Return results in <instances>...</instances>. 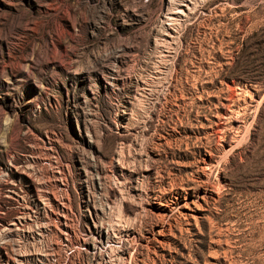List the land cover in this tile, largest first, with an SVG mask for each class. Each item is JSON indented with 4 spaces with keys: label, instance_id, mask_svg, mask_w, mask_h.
<instances>
[{
    "label": "rangeland",
    "instance_id": "obj_1",
    "mask_svg": "<svg viewBox=\"0 0 264 264\" xmlns=\"http://www.w3.org/2000/svg\"><path fill=\"white\" fill-rule=\"evenodd\" d=\"M184 1L0 0V264H264V0Z\"/></svg>",
    "mask_w": 264,
    "mask_h": 264
},
{
    "label": "bare ground",
    "instance_id": "obj_2",
    "mask_svg": "<svg viewBox=\"0 0 264 264\" xmlns=\"http://www.w3.org/2000/svg\"><path fill=\"white\" fill-rule=\"evenodd\" d=\"M183 1V0H182ZM186 1V0H185ZM185 1H184V3H185ZM191 1V0H190ZM180 3H182V2H180ZM179 3V4H180ZM192 3V2H191ZM183 4V3H182ZM188 4V3H187ZM179 6V5H178ZM186 6V5H185ZM188 7V6H187ZM187 7H185V8H187ZM188 8H190V7H188ZM180 9V8H179ZM178 10V9H177ZM182 10V9H181ZM184 10V9H183ZM174 12L176 13V11L174 10ZM181 13L183 12V11H180ZM174 13V14H175ZM184 14V13H183ZM178 15V14H177ZM169 18V17H168ZM170 18H171V16H170ZM177 18V17H176ZM176 20V19H175ZM169 34V33H168ZM171 36V35H170ZM170 38H172V37H170ZM231 144V143H230ZM229 144V145H230ZM232 146V145H231ZM227 151V150H226ZM60 183V182H59ZM61 183H62V185L64 184V182H62L61 181ZM207 194H204L203 196H202V198L204 199L205 197H207L206 196ZM60 198V197H59ZM186 198V197H185ZM206 201V200H205ZM61 206L63 207L64 206V202H63V200L61 199ZM60 203H59V205H60ZM186 203H187V199L185 200V202L183 203L184 205H186ZM194 203L196 204V207L197 208H199V209H201V207L199 206V204L198 203H196L195 202V200H194ZM169 204V203H168ZM167 205V204H166ZM182 205V204H181ZM183 205V206H184ZM161 206H164V204L163 203H159V205H157V207H161ZM170 207V206H169ZM61 209V208H60ZM96 209V208H95ZM163 209V208H162ZM176 209V208H175ZM174 209V210H175ZM65 210V209H64ZM167 210V209H166ZM57 211H59V209L57 210ZM169 211H171V213H173V210H169ZM60 212V211H59ZM58 212V213H59ZM95 212V211H94ZM163 212V211H162ZM162 212H161V214H162ZM64 213V212H63ZM90 213V212H89ZM170 213V212H169ZM170 213V214H171ZM62 214V213H61ZM96 214H97V212H96ZM166 214V213H165ZM65 215H66V213H65ZM64 215V216H65ZM85 215V214H84ZM192 215L193 216H196L195 215V213L193 212L192 213ZM68 216V215H67ZM159 216H161V215H159ZM170 216V215H169ZM162 217V216H161ZM163 217H166V215H163ZM163 217L161 218V220L163 219ZM168 218V217H167ZM59 219V218H58ZM64 219V218H63ZM170 219V218H169ZM67 220V219H66ZM68 220H70V219H68ZM98 220V219H97ZM165 221H166V219H165ZM167 221H169V220H167ZM166 221V222H167ZM24 222H25V214H23L22 213V215L21 216H19V217H17V218H15L14 220H12L11 222H9L8 224H6V225H4V231H6V232H13L14 230H16V229H18L19 228V226H21V225H23L24 224ZM66 222V221H65ZM96 222V221H95ZM99 222V221H98ZM103 222V221H102ZM118 222V221H117ZM165 223V222H164ZM168 223V222H167ZM59 224V223H58ZM66 224H68V222L66 223ZM94 224V223H93ZM97 224V223H96ZM95 224V225H96ZM99 224V223H98ZM102 224V223H101ZM111 224V223H110ZM65 225V224H64ZM71 224H69V226H70ZM113 225V224H112ZM73 226V225H72ZM97 226V225H96ZM114 226V225H113ZM124 226V225H123ZM126 226V225H125ZM58 227V226H57ZM89 227V226H88ZM111 227V226H110ZM59 228V227H58ZM61 228V227H60ZM69 228V227H68ZM73 228V227H72ZM97 228H98V240H99V242H98V244L97 245H94L93 246V251H92V253H93V255L94 256H101V255H104L103 253L104 252H106L107 250L106 249H108V248H110V250H111V247H113V243L115 242V239L113 240L112 239V237L110 236V231L108 230V228H107V226H106V228L107 229H103V227L102 226H97ZM111 228H113V227H111ZM116 228V227H115ZM125 228V227H124ZM74 229V228H73ZM89 229V228H88ZM114 229V228H113ZM122 229V228H121ZM120 229V230H121ZM96 230V229H95ZM116 230H118V229H116ZM163 230L164 229H161V230H158L159 232H157V233H159V234H162L163 233ZM59 231H63V230H59ZM75 231V230H74ZM73 231V233H75ZM64 232H66V231H64ZM69 232V231H68ZM96 232V231H95ZM113 232V231H112ZM120 232V231H119ZM123 232V231H122ZM130 232V231H129ZM121 233V232H120ZM65 234V233H64ZM68 234V233H67ZM87 234V233H86ZM85 234V235H86ZM115 234H116V232H115ZM124 234V233H123ZM127 234V233H126ZM131 234V233H130ZM59 235V234H58ZM76 235V234H75ZM118 235V234H117ZM120 235V234H119ZM72 236V235H71ZM79 236V235H78ZM77 236V237H78ZM93 237H94V235H92ZM113 236V235H112ZM116 236V235H115ZM114 236V237H115ZM122 236V235H121ZM124 236V235H123ZM122 236V237H123ZM60 236H58V238H59ZM75 237V236H74ZM76 237V238H77ZM90 237V236H89ZM92 237V238H93ZM62 237H60V239H61ZM67 238V237H66ZM69 238V237H68ZM73 238V237H72ZM75 238V239H76ZM119 238V237H118ZM124 238V237H123ZM84 239V238H83ZM85 239H86V237H85ZM70 240V239H69ZM74 240V239H73ZM79 240V239H78ZM93 240H95V238H93ZM117 240V239H116ZM120 240V239H119ZM118 240V241H119ZM125 240H126V238H125ZM125 240H124V242H125ZM130 240V239H129ZM68 241V240H67ZM84 241V240H83ZM82 241V242H83ZM60 242H61V240H60ZM59 242V243H60ZM70 242H71V240H70ZM77 242V241H76ZM80 242V241H79ZM97 242V239H96V241H95V243ZM120 242V241H119ZM131 242V241H130ZM62 243V242H61ZM84 243V242H83ZM93 243V242H92ZM91 243V244H92ZM121 243V242H120ZM123 243V242H122ZM133 243V242H132ZM131 243V244H132ZM64 244V243H63ZM69 244V243H68ZM118 244V243H117ZM128 244H130V243H128ZM127 244V245H128ZM58 246H59V244H57ZM61 245V244H60ZM65 245H67L66 244V242H65ZM93 245V244H92ZM119 245V244H118ZM123 245H125V244H123ZM57 246V247H58ZM79 246V245H78ZM131 247V245H128V246H126L125 248H126V250H127V253H128V255L127 256H123V258L125 259V260H127V261H129V262H131V260H132V255H133V251H131V248H133V247ZM84 247V246H83ZM120 247V246H119ZM122 247V246H121ZM81 248V247H80ZM118 248V247H117ZM66 249V248H65ZM86 249V248H85ZM116 248H114V250H115ZM59 250V249H58ZM64 250V249H63ZM67 250V249H66ZM117 250V249H116ZM134 250V249H133ZM26 252V251H25ZM59 252H61V251H59ZM109 252V251H108ZM113 252V251H112ZM115 252V251H114ZM122 252V251H121ZM30 253V252H29ZM39 253V252H38ZM62 253V252H61ZM63 253H65V252H63ZM44 254V253H43ZM91 254V253H90ZM106 254V253H105ZM109 254V253H108ZM111 254V253H110ZM31 255V254H30ZM30 255L28 256V254H23V253H21V254H19V255H17L16 257H15V260L13 259V263L14 264H25L24 263V261L27 259V258H29L30 257ZM46 255V254H45ZM48 255V254H47ZM46 255V256H47ZM65 255V254H64ZM92 255V256H93ZM31 256H33V255H31ZM35 256V255H34ZM37 256V255H36ZM38 257V256H37ZM113 257V256H112ZM61 259H62V257H60ZM111 258V257H110ZM119 258V257H118ZM97 259V258H96ZM66 260V259H65ZM107 260V259H106ZM30 262V261H29ZM28 262V263H29ZM98 262V261H97ZM27 263V264H28ZM35 263V262H34ZM100 263V262H99ZM102 263V262H101ZM30 264V263H29ZM32 264H33V262H32ZM64 264V263H63ZM106 264V263H105ZM130 264V263H129Z\"/></svg>",
    "mask_w": 264,
    "mask_h": 264
}]
</instances>
